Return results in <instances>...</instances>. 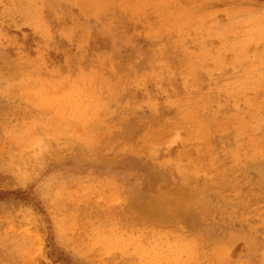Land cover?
Returning <instances> with one entry per match:
<instances>
[{"label":"rangeland","instance_id":"1","mask_svg":"<svg viewBox=\"0 0 264 264\" xmlns=\"http://www.w3.org/2000/svg\"><path fill=\"white\" fill-rule=\"evenodd\" d=\"M0 264H264V0H0Z\"/></svg>","mask_w":264,"mask_h":264}]
</instances>
